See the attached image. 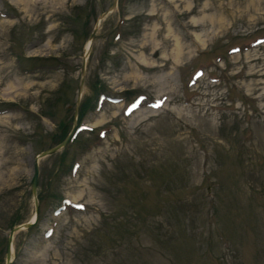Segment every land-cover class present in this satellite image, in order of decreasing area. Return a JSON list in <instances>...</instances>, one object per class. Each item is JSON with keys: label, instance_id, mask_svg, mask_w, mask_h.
<instances>
[{"label": "rangeland", "instance_id": "obj_1", "mask_svg": "<svg viewBox=\"0 0 264 264\" xmlns=\"http://www.w3.org/2000/svg\"><path fill=\"white\" fill-rule=\"evenodd\" d=\"M113 3L0 0V264L75 124L9 264H264V0Z\"/></svg>", "mask_w": 264, "mask_h": 264}, {"label": "water", "instance_id": "obj_2", "mask_svg": "<svg viewBox=\"0 0 264 264\" xmlns=\"http://www.w3.org/2000/svg\"><path fill=\"white\" fill-rule=\"evenodd\" d=\"M115 5V0H114V3L111 5V8H113V6ZM110 8V10H111ZM110 10H107L103 13L100 14V18H103ZM97 23L94 27V30L91 32V34L89 35V41H90V45L89 47L86 49V53H88V51L90 50V47H91V41L93 39V36H94V32L96 31L97 29ZM85 66V59L83 60V63H82V71H83V68ZM83 85V80L81 79L80 81V86H79V91L81 90V86ZM79 99H80V93L78 95V100L77 102H79ZM78 104V103H77ZM72 132V131H71ZM72 133H70L68 136H66L61 142H59L58 144H56L55 146L53 147H50L49 149H46L42 152H40L37 156H36V160H35V172H34V175H33V178H32V182H31V190H32V193L33 195L35 196V218L37 217L38 215V205H37V196H36V186H37V179H38V167H37V162H38V159L40 157H43V156H46V155H50L52 154L53 152L57 151L58 149L60 148H63L64 146H66V144L68 143L69 141V138L71 136ZM32 224H34V220L33 221H27L23 224H19L13 228L10 229V232H9V237H8V247H7V252H6V261H7V264L9 263V257H10V252H11V238H12V235L15 231L21 229V228H28L29 226H31Z\"/></svg>", "mask_w": 264, "mask_h": 264}, {"label": "bare ground", "instance_id": "obj_3", "mask_svg": "<svg viewBox=\"0 0 264 264\" xmlns=\"http://www.w3.org/2000/svg\"><path fill=\"white\" fill-rule=\"evenodd\" d=\"M89 45H90V41L87 40V42H86V44H85V49H87V48L89 47ZM35 219H36V218H35V215L32 214V216L30 217V221H33V220H35Z\"/></svg>", "mask_w": 264, "mask_h": 264}, {"label": "trees", "instance_id": "obj_4", "mask_svg": "<svg viewBox=\"0 0 264 264\" xmlns=\"http://www.w3.org/2000/svg\"><path fill=\"white\" fill-rule=\"evenodd\" d=\"M20 222H22V220L20 218H18L16 221L13 222V225L16 223H20Z\"/></svg>", "mask_w": 264, "mask_h": 264}]
</instances>
